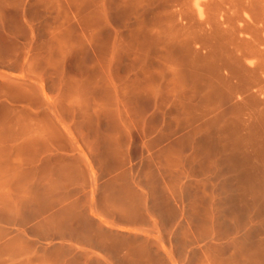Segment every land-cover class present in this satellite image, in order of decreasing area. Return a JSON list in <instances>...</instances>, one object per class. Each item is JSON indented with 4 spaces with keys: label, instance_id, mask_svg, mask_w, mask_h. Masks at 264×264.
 Segmentation results:
<instances>
[{
    "label": "rangeland",
    "instance_id": "374dc122",
    "mask_svg": "<svg viewBox=\"0 0 264 264\" xmlns=\"http://www.w3.org/2000/svg\"><path fill=\"white\" fill-rule=\"evenodd\" d=\"M215 1L0 0V138L63 129L90 170L84 147L106 171L123 153L131 209L174 224L91 256L26 232L24 186L0 178V264H264V62L235 61L248 34Z\"/></svg>",
    "mask_w": 264,
    "mask_h": 264
},
{
    "label": "crops",
    "instance_id": "0c3cea01",
    "mask_svg": "<svg viewBox=\"0 0 264 264\" xmlns=\"http://www.w3.org/2000/svg\"><path fill=\"white\" fill-rule=\"evenodd\" d=\"M16 132L26 133L21 135L25 139L18 142L13 135L0 138L1 183L24 186L27 202L25 231L39 234L38 241L54 242L104 258L105 247L94 241L99 234L143 235L158 231L162 234L161 239L168 242L164 233L170 232L174 224L169 227L160 220L155 225H147L146 217L152 214H147L145 207L131 209L129 180L124 183L123 177V153L115 159L122 167L115 172L106 171L98 158L84 147L93 166L90 170L82 152L71 143L65 130H55L53 137L57 139L52 140L48 129ZM113 185H120L122 189L116 210H113L109 193ZM133 192L140 195V187H134ZM34 201L40 212L30 220L29 203Z\"/></svg>",
    "mask_w": 264,
    "mask_h": 264
},
{
    "label": "bare ground",
    "instance_id": "6f19581e",
    "mask_svg": "<svg viewBox=\"0 0 264 264\" xmlns=\"http://www.w3.org/2000/svg\"><path fill=\"white\" fill-rule=\"evenodd\" d=\"M218 1L222 3L224 6H226L225 8L220 4L223 8H225L224 11L226 12V14L228 11H231V13L228 15H223L222 13L221 15L218 14L219 17L222 19V23H227L229 29H233L238 32H243L244 34H248L246 35L248 37L247 40H243V45L238 46L236 48L238 54L235 57L236 59L235 61L238 62L239 59L245 58L247 55H251V54L258 56L261 61L259 64L250 63L248 66L244 67V70H246L248 73L250 72L253 73L256 67L258 66L259 68H261L262 67L261 64L264 62V36L261 35L264 33V13L261 12L260 9H258L259 3L264 2V0H218ZM218 1L216 0L215 2L218 3ZM206 4L207 3H205V5ZM216 6L219 5L217 4ZM195 7L199 15V22L200 23L204 22L203 21L204 19L202 18L203 11L201 9L200 4L198 2H195ZM220 10H222V8ZM220 10L218 11L219 13ZM215 13H217V10L215 11ZM235 22H237V25H235ZM234 68L235 70L236 68H238L237 64ZM235 70H231V71L233 72Z\"/></svg>",
    "mask_w": 264,
    "mask_h": 264
}]
</instances>
